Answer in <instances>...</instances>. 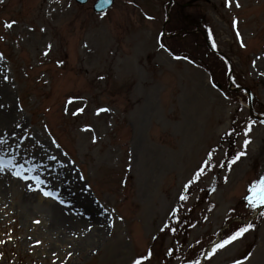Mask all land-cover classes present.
Listing matches in <instances>:
<instances>
[{"label":"rangeland","instance_id":"obj_1","mask_svg":"<svg viewBox=\"0 0 264 264\" xmlns=\"http://www.w3.org/2000/svg\"><path fill=\"white\" fill-rule=\"evenodd\" d=\"M94 1L0 0L15 132L3 140L0 116V159L45 181L0 172V264H264V207L245 199L264 176V0H115L100 15ZM65 187L98 210L95 237L39 191Z\"/></svg>","mask_w":264,"mask_h":264},{"label":"snow or ice","instance_id":"obj_2","mask_svg":"<svg viewBox=\"0 0 264 264\" xmlns=\"http://www.w3.org/2000/svg\"><path fill=\"white\" fill-rule=\"evenodd\" d=\"M109 0H100V6L103 7L104 4L108 3ZM227 2V0H226ZM239 3L237 0L236 7H239ZM15 23V21L8 22L5 24V27L11 28L12 25ZM235 24V22H234ZM239 35V33H237ZM2 38V37H0ZM161 47H164L163 44L160 45ZM50 47V46H49ZM215 47V45H213ZM4 79H7V77H4ZM2 107V106H0ZM77 111H82L81 109H77ZM98 111H106V109H99ZM253 122L249 121L248 127L245 129V137H247L248 132L251 131V125ZM16 127H21V125L17 124ZM86 128L90 126H85ZM230 134V133H229ZM12 135H15V132L12 133ZM4 143L3 140H0V144ZM52 143H55L53 141ZM250 143L249 138H245L243 140V145L246 148L247 145ZM58 147V145H57ZM245 152H239L235 157H233L232 162L235 163L236 160H238L241 156L245 155ZM50 159L55 160L56 157H50ZM219 163V162H218ZM223 166V165H221ZM5 170H14L12 171V175L22 179V180H34L37 185H42L45 183L44 180H42L38 176L33 177H27L25 175V172L28 171L23 168V165L16 164L13 160L9 159L7 161L0 159V172H4ZM203 169L198 168L197 172L199 174H203ZM196 179H199V175L196 176ZM193 178H190L188 181V184L193 183ZM30 190H37L34 188H31ZM39 191L43 194L45 197H50L53 199H57L58 197L53 191H48L43 188H40ZM248 195L245 197V199L248 201L249 208H258V207H264V176L260 177L259 180L255 183H253L248 189H247ZM181 200L186 199V197L181 193L180 197ZM60 203H65L64 201H59ZM175 214V212L173 213ZM38 223V221H37ZM252 228V225L249 224L246 227H238L235 231H232L231 234L225 233L222 237H219L217 242L212 244L211 251L215 253L217 250L224 249L226 246L230 245L232 242L236 241L238 238L242 237L244 233H246L249 229ZM39 243V242H37ZM69 256H71V253H68ZM149 256H151V253H147L145 256H141L140 258L133 261V264H141L142 260H146ZM199 264V262H197ZM234 264H240L239 261H234Z\"/></svg>","mask_w":264,"mask_h":264},{"label":"bare ground","instance_id":"obj_3","mask_svg":"<svg viewBox=\"0 0 264 264\" xmlns=\"http://www.w3.org/2000/svg\"><path fill=\"white\" fill-rule=\"evenodd\" d=\"M8 98H9V94L4 89L2 90L0 86V106H2L0 108H2V110L5 111L10 110V108L8 107L5 101ZM0 116H2L3 119L5 120H10L9 122L5 121V123L8 126L6 127V129H4L1 135L3 137V140H7V138H9L12 135L14 130L13 123L10 118V116H12V112L10 111H8L7 113L0 112ZM54 193L56 194L57 197H60V195L62 196L59 198L60 200H63V198H65L64 200L65 203L61 205V207H59L55 203H52L50 200L49 201L44 200L40 197L34 196V198L32 199L40 203H49V204L52 203V209H56V219L58 220L59 223H61L60 225L67 224V226H70L71 228L74 229L81 228L83 234L82 236L83 237L88 236L87 239H91L95 237L101 231V229L103 228L102 220L99 217L98 210L95 209V207L90 202L87 195L74 198L73 194L68 193L66 187L65 189H63V192L61 191L59 194H57L54 191ZM73 209H80L83 212L82 214L84 215V219H80L79 222H72L69 221V219H67V215L65 216L64 214H61L65 210H70L73 212ZM68 222L71 223L68 224Z\"/></svg>","mask_w":264,"mask_h":264},{"label":"water","instance_id":"obj_4","mask_svg":"<svg viewBox=\"0 0 264 264\" xmlns=\"http://www.w3.org/2000/svg\"><path fill=\"white\" fill-rule=\"evenodd\" d=\"M78 4H86L88 0H75ZM114 0H109L108 3L104 4L103 7L101 8L100 6V0H96L95 3L92 6V9L94 10V12L96 13H103L105 11H107L108 9H110L113 6ZM250 114L252 115L251 112V107H250Z\"/></svg>","mask_w":264,"mask_h":264},{"label":"trees","instance_id":"obj_5","mask_svg":"<svg viewBox=\"0 0 264 264\" xmlns=\"http://www.w3.org/2000/svg\"><path fill=\"white\" fill-rule=\"evenodd\" d=\"M187 8H191V6L190 7H187ZM197 8V7H196ZM181 11H183V10H181ZM201 22H202V20H201ZM201 27H203V29L205 30V35L207 34L208 35V33H207V29H206V27L205 26H201ZM184 36H187V34L186 33H184ZM181 53H184L183 51H181L180 52V54ZM193 263H197L195 260L193 261V260H191V261H186V262H184V264H193Z\"/></svg>","mask_w":264,"mask_h":264}]
</instances>
